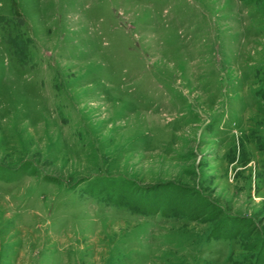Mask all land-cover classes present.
<instances>
[{
    "label": "rangeland",
    "instance_id": "obj_1",
    "mask_svg": "<svg viewBox=\"0 0 264 264\" xmlns=\"http://www.w3.org/2000/svg\"><path fill=\"white\" fill-rule=\"evenodd\" d=\"M0 264H264V0H0Z\"/></svg>",
    "mask_w": 264,
    "mask_h": 264
},
{
    "label": "bare ground",
    "instance_id": "obj_2",
    "mask_svg": "<svg viewBox=\"0 0 264 264\" xmlns=\"http://www.w3.org/2000/svg\"><path fill=\"white\" fill-rule=\"evenodd\" d=\"M208 61H209V60H208ZM41 90H42V89H41ZM50 95H51V94H50ZM73 99H74V98H73ZM83 107H84V106H83ZM75 109H76V108H75ZM77 116H78V115H77ZM75 125H76V124H75ZM75 125H74V126H75Z\"/></svg>",
    "mask_w": 264,
    "mask_h": 264
}]
</instances>
